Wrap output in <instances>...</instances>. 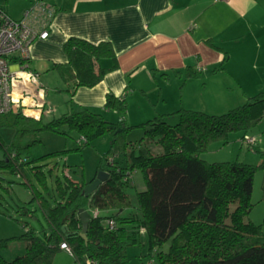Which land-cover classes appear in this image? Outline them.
<instances>
[{"label": "trees", "instance_id": "obj_1", "mask_svg": "<svg viewBox=\"0 0 264 264\" xmlns=\"http://www.w3.org/2000/svg\"><path fill=\"white\" fill-rule=\"evenodd\" d=\"M63 50L67 62L56 64L54 70L64 84L70 85L71 89L65 90L70 95L78 87L95 85L116 68L115 54L109 43L94 45L69 38ZM104 58L112 61L109 69L96 65ZM103 109L115 112L119 120L107 121L100 112L86 108L71 110L48 122L21 113L0 115V130L14 131L9 144L0 136V168L22 177L25 170H29L44 192L47 190L45 174L41 166L33 163L45 156L29 161L22 158L30 145L38 142L39 132L66 134L61 130L66 128L78 136L75 150L108 135L111 137L108 153L121 152L124 160L123 166L107 152L101 155L96 173H107L106 180L87 196L84 189L95 177L90 181H85L82 175L79 180L67 176L63 181L58 178L53 204L41 192L23 183L30 187L33 194L30 202L37 204L47 230L38 234L24 225L21 235L0 239V249L15 240L24 243L22 255L12 260L0 255V264H52L63 242L77 264H84L86 260L96 264H126L125 250L136 245L141 231L147 236L148 256H155V264H264V218L261 224L245 220L253 206V175L256 170L264 174V159L260 165L252 166L240 162L209 163L199 157L209 143H225L231 132L246 135L264 116V93L249 97L243 104L220 115L179 109L135 126L124 123V95L115 97L108 93ZM173 117L177 122L171 125L167 121ZM134 129L143 132L142 138L134 143L139 150L137 155L133 150L126 153L131 143L124 140ZM151 144L160 146L161 153L153 154L148 148ZM135 170L141 173L145 186L136 193L138 213L121 216L122 210L130 208L126 188ZM262 199L264 201V179ZM20 209L22 214L34 216L25 206ZM79 210L90 215L94 210L98 212L88 222L87 243L79 236ZM109 210L116 212L100 215ZM108 219L115 223L112 229L106 225ZM167 242V250H161ZM150 264L154 263L150 261Z\"/></svg>", "mask_w": 264, "mask_h": 264}, {"label": "crops", "instance_id": "obj_2", "mask_svg": "<svg viewBox=\"0 0 264 264\" xmlns=\"http://www.w3.org/2000/svg\"><path fill=\"white\" fill-rule=\"evenodd\" d=\"M45 4L55 8L48 37L31 45L24 65L37 74L41 85V79L56 74L60 86L55 93L65 96L64 113L79 108L110 111L103 109L106 95H124V123L135 126L179 109L213 104L232 109L264 93V0H46ZM69 38L109 43L116 58V68L72 95L65 91L70 85L54 70L56 64L67 62L63 45ZM15 61L11 67L18 72L22 65ZM96 65L109 69L112 61L104 58ZM46 98L44 109L51 105ZM25 111L37 112V119L53 114ZM124 212L128 208L119 214Z\"/></svg>", "mask_w": 264, "mask_h": 264}, {"label": "rangeland", "instance_id": "obj_3", "mask_svg": "<svg viewBox=\"0 0 264 264\" xmlns=\"http://www.w3.org/2000/svg\"><path fill=\"white\" fill-rule=\"evenodd\" d=\"M46 0H0V7L14 20L22 17L26 9L33 7L34 3ZM43 87L46 90V102H50L48 109H51L53 114L45 116L44 122H48L53 118H57L64 113L65 99L63 93H55V88L59 87V80L56 74L48 76L46 79H41ZM68 99V98H67ZM66 99V100H67ZM237 104L235 103L234 106ZM194 111L205 112L210 115H220L230 109L217 106V104L208 105L205 109H192ZM26 116L38 118L39 114L35 111H25ZM104 119L110 122H116L118 115L112 111H102ZM169 124L173 125L177 122V118L168 119ZM129 123V122H128ZM66 134H57L49 131L39 132L36 136L38 142L30 145L27 153L22 155V158L29 161L45 156L43 160L34 162V165L41 166L42 172L45 174L46 191L44 192L34 175L25 170L24 176H19L11 173L5 168H0V238H5L12 235L21 234L23 226L32 228L36 233L41 234L43 230H47L46 221L40 212L35 202H30L33 194L30 187L39 191L50 202L54 203L56 194V180L59 178L64 180L65 176L79 180L80 176L85 181H90L96 177V166L101 155L108 153L110 150L111 137L108 135L102 136L81 150L77 148L78 136L74 132H69L66 128H61ZM14 131L9 128L0 130L2 140L9 144L11 142ZM142 130L134 129L130 131L124 138L125 142H130L127 145L126 153L131 150L135 155L139 153L135 142L142 138ZM246 135L254 139V148L250 149L245 141H242V132H231L226 137V142L214 141L209 143L203 151L199 153V157L209 163L222 162H240L252 166H258L264 159V116L261 120L248 131ZM122 141V140H119ZM132 145H134L132 147ZM153 154L161 153L162 149L156 144L148 146ZM62 151H65L64 153ZM57 152L56 155L46 156L47 154ZM114 157L120 165L124 166V160L121 152L108 153ZM2 155L0 151V156ZM32 167V165H31ZM264 174L261 170H256L252 180L251 203L252 209L248 214L246 221H251L254 224H261L264 218V201L262 199V182ZM29 186L23 185V183ZM145 189L142 175L139 171H134L129 178L126 192L129 197L130 208L129 212H124L122 216H128L131 213H138L136 209V193ZM27 207L34 216L22 214L21 207ZM110 214V211L101 212L100 215ZM112 214V213H111ZM264 230V226H263ZM24 244L21 241H12L6 248L0 249V254L5 260H12L16 256H20L24 252ZM147 236L144 232H140L137 237L136 245L129 246L125 250L127 257L126 264H149L152 261L156 263V258L148 256ZM169 243L162 245L161 250L166 251ZM21 246L23 250L21 251ZM70 257V258H69ZM75 264L71 255L66 251H58L52 261V264Z\"/></svg>", "mask_w": 264, "mask_h": 264}, {"label": "built area", "instance_id": "obj_4", "mask_svg": "<svg viewBox=\"0 0 264 264\" xmlns=\"http://www.w3.org/2000/svg\"><path fill=\"white\" fill-rule=\"evenodd\" d=\"M54 15L55 8L41 1L26 9L18 20L12 19L0 7V115L21 113L26 116L24 112L27 109L51 112L48 108L44 109L46 90L39 83L37 74L29 71L20 61L28 59L31 45L36 40L48 37V28ZM13 59L16 60L18 67L22 65L18 72L12 70ZM242 141H245L250 149L255 142L247 135L243 136ZM97 215L96 210L92 211L91 216ZM106 225L112 229L115 223L113 219H108ZM59 249L71 255L66 243H61ZM84 264L96 263L86 260Z\"/></svg>", "mask_w": 264, "mask_h": 264}, {"label": "water", "instance_id": "obj_5", "mask_svg": "<svg viewBox=\"0 0 264 264\" xmlns=\"http://www.w3.org/2000/svg\"><path fill=\"white\" fill-rule=\"evenodd\" d=\"M106 177L107 173L102 171L97 172L95 179L85 187V196L95 191L100 186V184L106 180ZM90 217L91 215L87 211L79 210V220L81 222V230L79 232V236L85 243H87L86 231Z\"/></svg>", "mask_w": 264, "mask_h": 264}]
</instances>
